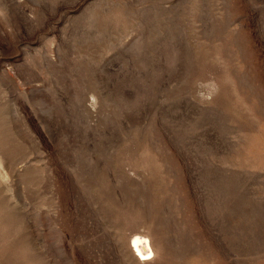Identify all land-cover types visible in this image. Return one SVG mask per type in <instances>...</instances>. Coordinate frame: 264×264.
Segmentation results:
<instances>
[{"label": "rangeland", "instance_id": "obj_1", "mask_svg": "<svg viewBox=\"0 0 264 264\" xmlns=\"http://www.w3.org/2000/svg\"><path fill=\"white\" fill-rule=\"evenodd\" d=\"M0 264H264V0H0Z\"/></svg>", "mask_w": 264, "mask_h": 264}, {"label": "bare ground", "instance_id": "obj_2", "mask_svg": "<svg viewBox=\"0 0 264 264\" xmlns=\"http://www.w3.org/2000/svg\"><path fill=\"white\" fill-rule=\"evenodd\" d=\"M131 247L139 258L149 257L148 255L152 253L150 241L145 235L135 234L131 241Z\"/></svg>", "mask_w": 264, "mask_h": 264}]
</instances>
